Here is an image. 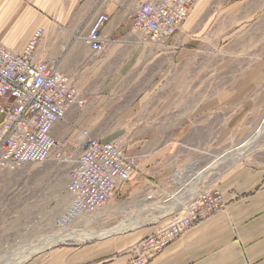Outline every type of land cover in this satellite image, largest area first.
I'll use <instances>...</instances> for the list:
<instances>
[{
	"label": "crops",
	"instance_id": "crops-1",
	"mask_svg": "<svg viewBox=\"0 0 264 264\" xmlns=\"http://www.w3.org/2000/svg\"><path fill=\"white\" fill-rule=\"evenodd\" d=\"M148 1L0 0V44L20 53L41 29L36 60L55 65L71 79L85 100L84 107L69 109L64 121L53 128L52 135L57 140L79 139L81 131H86L91 138L103 141V128L110 129L114 135L120 124L128 126L130 121L121 119L120 112L119 101L127 98L120 94L123 78L138 68L158 66L160 56L166 61L165 53L175 44H182L184 57L193 48L222 45L219 56L231 61L227 67L231 68V83H217L215 100L203 99L196 107L205 108V111L215 108L217 125L224 123L218 116L225 108L230 109L232 115L241 109L250 111L251 76L264 78V0H197L188 18L177 29H182V35L175 34L165 46L143 45L131 31L134 13L141 3ZM100 14L107 15L109 22L101 30L104 49L95 53L83 38L93 19ZM150 87L145 91L148 94L137 98L139 107L153 103L148 99L153 96L150 92L158 90L155 86ZM161 106L162 109H190L192 100L185 96L183 101L167 100ZM182 117L169 114L154 135L150 136L142 128L133 136L188 139L192 131L177 137L172 133L177 126L185 125L186 115ZM209 122L206 119L203 126ZM186 149L189 147H174L168 154L183 156ZM148 152L142 150L141 156L137 157L139 163L135 173L117 186L105 207L109 214H118L119 226H129L121 233L123 244L115 247L106 241L90 243L91 239L56 243L54 239L63 234H55L45 240H52L53 244L46 245L47 248L41 246V251L31 254L32 246L17 248L12 238L28 234L27 228L20 226H25L26 220L30 223V218H18L13 212L0 210V264H129L132 258L129 248L165 223L143 227L146 225L144 220L168 208L161 195L170 187L175 191L182 189L177 180L183 177V170H176L175 181H170L171 174L169 178L165 173L162 177L161 172L156 175L154 157L163 156L164 151ZM149 172L154 173L153 183L142 178ZM203 190L219 193L222 209L185 231L149 264H264V161L251 162L249 158ZM5 200L16 199L0 196V203ZM174 203L178 208L173 212L182 205L179 206L178 200ZM138 224H141L138 228H130ZM66 241L78 243L66 244Z\"/></svg>",
	"mask_w": 264,
	"mask_h": 264
},
{
	"label": "rangeland",
	"instance_id": "rangeland-1",
	"mask_svg": "<svg viewBox=\"0 0 264 264\" xmlns=\"http://www.w3.org/2000/svg\"><path fill=\"white\" fill-rule=\"evenodd\" d=\"M175 34L182 35V29ZM205 48L208 49L193 48V51L184 57L182 44L171 45V48L165 53L166 61L160 56L158 66L138 68L132 75L123 78L124 80L119 85L120 94L127 98L119 101L121 103V119H127L130 122L126 127L125 124H120L114 135L110 129L103 128L101 130L103 141H117L125 152L130 151L133 153L132 155H137L135 171L142 150L149 151L148 153L164 151L163 156L154 157L156 159L154 163L157 166L156 175L161 172L162 177L165 173L169 178L171 174L170 181H175L176 170H183V177L181 180H177L182 189L175 191L174 187H170L161 195V199L167 201L166 205L171 209L169 211L160 210L156 213L153 211L154 214L151 215V218L144 220L146 225L143 227L157 226L166 222L177 207L174 200H178L179 206L183 205L195 192L215 184L249 158H251V162L264 161V132L258 137L255 135L264 117V90H260L264 89V78L251 76L250 111L241 109L242 111L232 115L230 109L225 108V111L218 116V120L223 118L224 123L217 125L215 108L205 111V108H199L196 105L206 98L215 100L217 83H231V68H227L231 61L219 56L223 50L222 45H208ZM180 52L182 53L180 54ZM244 63L247 64V61ZM240 78L245 77L240 76ZM150 86H155L158 90L150 92L153 96L148 99L153 103L139 107L137 98L148 94L145 91L151 88ZM185 96L192 100L190 109L183 107L162 109L161 104L167 100L183 101ZM163 111L164 113H162ZM172 113L177 118L186 115L185 125L177 126L172 133L177 137L185 131H192V135L188 139L159 140L133 136L137 130L141 131L142 128L148 131L150 136L154 135L159 131V127L166 117H169V114L171 116ZM181 119L184 121V117ZM206 119L210 122L203 126ZM248 138H251L253 145L246 153L247 155L245 154L241 158L236 153L230 156L229 160L216 163V160H221L220 157H225L229 151L235 152ZM68 140H57L58 151L65 152L67 148L71 153L73 151L67 161L50 159L43 163L26 164L12 172L0 171V196L16 199L0 203V210L13 212L14 216L18 218H30V223L26 220V225L20 226L26 227L28 234L12 237L17 248L32 246L36 249L40 243V247L46 244L51 245L52 240L45 242V238L55 234L68 235L77 231L87 233L90 231L104 232L105 230L109 232L120 228L121 219L118 214L111 215L105 208L93 214L71 215L68 213L69 197L65 192V187L69 173L73 168V162L79 154V150L73 147L72 140ZM182 145L189 147L183 156L176 157L168 154L172 148ZM153 177L154 173L152 172L142 176L152 183ZM186 179L189 181L184 183L183 180ZM19 198L21 199L19 200ZM121 233L118 232L100 239H91L89 242H112L117 247L123 241L124 235ZM65 243L76 244L78 241H66Z\"/></svg>",
	"mask_w": 264,
	"mask_h": 264
},
{
	"label": "built area",
	"instance_id": "built-area-1",
	"mask_svg": "<svg viewBox=\"0 0 264 264\" xmlns=\"http://www.w3.org/2000/svg\"><path fill=\"white\" fill-rule=\"evenodd\" d=\"M196 1L141 3L134 13L131 31L143 45L165 46L188 18ZM108 22L105 14L93 19L83 38L91 51H103L101 30ZM41 33L38 29L20 53L0 44V171L12 172L23 165L50 159L67 161L73 154L68 148L65 152L57 150L52 130L64 121L69 109L84 107L85 100L71 79L55 65L36 60ZM72 143L79 154L65 188L69 211L93 214L106 207L120 183L130 179L137 160L117 141L96 140L86 131H81L79 139ZM222 207L219 193L195 192L164 224L129 248V264H149L185 231Z\"/></svg>",
	"mask_w": 264,
	"mask_h": 264
},
{
	"label": "bare ground",
	"instance_id": "bare-ground-1",
	"mask_svg": "<svg viewBox=\"0 0 264 264\" xmlns=\"http://www.w3.org/2000/svg\"><path fill=\"white\" fill-rule=\"evenodd\" d=\"M259 128H258V130H257V132L255 133V135H256V137H258V136H260L263 132H264V117H263V120H262V122L260 123V126H258ZM255 138V137H254ZM256 139V138H255ZM260 140V139H259ZM259 142V141H258ZM253 145V141H251V138H248L245 142H243L242 143V145L241 146H239V148H237L238 149V151H237V149H236V151L235 152H233V151H229L228 153H226L225 154V157L224 156H222V157H220L221 158V160H216L217 162L216 163H220V162H225L227 159L229 160V158H230V156H233L234 154H236V153H238V155L242 158L250 149H251V146ZM243 147V148H242ZM241 148V149H240ZM241 151V152H240ZM247 155V154H246ZM231 158H234V157H231ZM236 161V160H235ZM233 162V161H232ZM210 167H212L211 165H210ZM214 167V166H213ZM209 168V167H208ZM207 168V169H208ZM196 185H197V183H196ZM194 186V185H193ZM193 186H191L192 188H194ZM196 189H197V187H195ZM184 193V192H183ZM187 193V192H186ZM189 196V195H188ZM186 197V196H185ZM180 198H181V196H180ZM188 198V197H187ZM186 198V199H187ZM190 198V197H189ZM175 201V200H174ZM180 201V200H179ZM171 205V204H170ZM181 205V204H180ZM178 206V205H177ZM167 207V206H166ZM176 208H178V207H176ZM171 208L170 207H168V208H165V210L164 211H169ZM68 213L69 214H71V215H75L74 213H72V212H70V211H68ZM141 224H138V225H134V226H131L130 228H132V229H136L137 227H139ZM129 226H126V225H122V226H120V228H116V229H114V230H111V231H105L104 230V232H93V231H90V232H92V233H90V234H87V233H82V232H80V231H77V232H72V233H70V234H63L60 238H55L54 240H55V242L57 243L58 241H63V240H66V239H77V240H80V241H83V240H88V239H100V238H103V237H106V236H109V235H112V234H116V233H118V232H123L125 229H127ZM81 230H83V229H81ZM56 236H58V235H56ZM51 238V237H50ZM54 238V237H53ZM46 239V238H45ZM38 244V243H37ZM41 244V243H40ZM39 244V245H40ZM45 244V243H44ZM52 244V243H51ZM38 245V247L35 249V247L34 248H32L31 246H30V248H32V252H31V254H35V253H37V252H39V251H41V249L42 248H40V246ZM47 245V244H46ZM45 245V246H46ZM44 246V247H45ZM43 247V246H42ZM48 247H50V246H48ZM46 248H47V246H46ZM29 250V249H28ZM24 251V250H23ZM30 251V250H29ZM25 252H26V250H25ZM27 253V252H26ZM18 254H19V252H18ZM22 254H23V252H22ZM16 255V254H15ZM20 255H21V252H20ZM8 256V255H7ZM29 256V255H28ZM13 257V256H12ZM11 256H10V258H12ZM21 257V256H20ZM23 257V256H22ZM14 258V257H13ZM16 258V257H15ZM15 258H14V260H15ZM17 258H18V255H17ZM16 258V259H17ZM27 258V257H26ZM5 259H7V258H5ZM10 260V259H9ZM13 260V259H12ZM17 260H20V259H17Z\"/></svg>",
	"mask_w": 264,
	"mask_h": 264
}]
</instances>
